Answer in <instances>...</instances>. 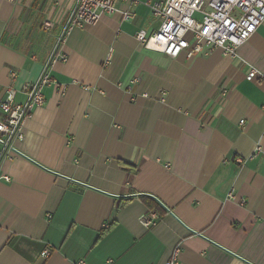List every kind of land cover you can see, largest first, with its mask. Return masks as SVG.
Listing matches in <instances>:
<instances>
[{
	"label": "crops",
	"instance_id": "1",
	"mask_svg": "<svg viewBox=\"0 0 264 264\" xmlns=\"http://www.w3.org/2000/svg\"><path fill=\"white\" fill-rule=\"evenodd\" d=\"M145 1L58 43L55 83L0 160V264H166L177 243L179 264H264V80L245 77L264 74V22L235 56L171 58L135 37L158 27ZM73 8L0 0V102L24 101Z\"/></svg>",
	"mask_w": 264,
	"mask_h": 264
},
{
	"label": "built area",
	"instance_id": "2",
	"mask_svg": "<svg viewBox=\"0 0 264 264\" xmlns=\"http://www.w3.org/2000/svg\"><path fill=\"white\" fill-rule=\"evenodd\" d=\"M134 3L137 0H74L72 13L64 25V30L57 38L47 62L39 77L32 82L24 83L22 91L25 99L14 100L15 90L6 89V97L0 102V160L13 155L12 142L23 139V124L35 107L44 103L43 88L55 83L50 73V65L54 61H63L65 54L58 51V43L63 39L65 31L73 26L82 27L96 23L103 14H113L119 9L117 2ZM151 15L158 21V27L152 31L139 29L135 37L140 45L175 58L184 52L191 57L220 48L224 54L235 56L237 48L244 43L264 22V0H146ZM123 20L132 17L129 9L120 11ZM45 21V27H51ZM10 70V76H15ZM247 80H264V74L249 67L245 75ZM64 88H61V94ZM243 122V119L240 120ZM258 151V149H256ZM238 161H241L238 158ZM0 179L9 181L7 175L0 173ZM230 195V193H229ZM159 219L155 211H147L139 215L140 223L145 227L154 225ZM180 243H177L166 261V264H179ZM49 253L44 249L42 255Z\"/></svg>",
	"mask_w": 264,
	"mask_h": 264
},
{
	"label": "water",
	"instance_id": "3",
	"mask_svg": "<svg viewBox=\"0 0 264 264\" xmlns=\"http://www.w3.org/2000/svg\"><path fill=\"white\" fill-rule=\"evenodd\" d=\"M5 97H6V94H5L4 98H5ZM4 98H3V99H4Z\"/></svg>",
	"mask_w": 264,
	"mask_h": 264
},
{
	"label": "trees",
	"instance_id": "4",
	"mask_svg": "<svg viewBox=\"0 0 264 264\" xmlns=\"http://www.w3.org/2000/svg\"><path fill=\"white\" fill-rule=\"evenodd\" d=\"M126 165V164H125ZM128 168H131V167H128Z\"/></svg>",
	"mask_w": 264,
	"mask_h": 264
}]
</instances>
